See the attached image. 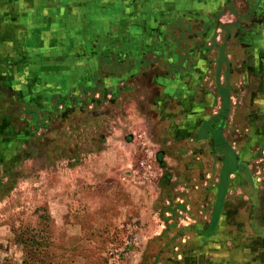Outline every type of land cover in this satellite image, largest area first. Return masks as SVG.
<instances>
[{
	"label": "rangeland",
	"instance_id": "374dc122",
	"mask_svg": "<svg viewBox=\"0 0 264 264\" xmlns=\"http://www.w3.org/2000/svg\"><path fill=\"white\" fill-rule=\"evenodd\" d=\"M259 237L264 0H0V264H254Z\"/></svg>",
	"mask_w": 264,
	"mask_h": 264
},
{
	"label": "crops",
	"instance_id": "0c3cea01",
	"mask_svg": "<svg viewBox=\"0 0 264 264\" xmlns=\"http://www.w3.org/2000/svg\"><path fill=\"white\" fill-rule=\"evenodd\" d=\"M153 83H156V82H153ZM159 83H160V81L158 82V84ZM159 85L161 86L162 83L159 84ZM162 87H163L162 88L163 98L160 99L159 97L158 98L156 97L157 102L155 104H153V103L150 104V107L153 108V111L154 110L155 111H161L162 112V116L160 117L159 114H156V115L152 114L148 118V125H149V127L152 126V128L153 127L154 128L162 127L164 132H162L160 134L161 136H164L165 131L166 132L170 131L172 139H173L171 143H173V145H174L173 149H175L172 152L177 154V104H175V110H174L175 114H174V116H172L171 114H168L169 112H171V110H169V108H170L169 106H172V103H170V100L177 101V95L175 96L174 99L173 98L169 99V97H168L170 95L169 91L165 88L164 85H162ZM168 100H169V102H168ZM135 119H137V118H135ZM102 120L103 119H100L99 121H95L94 122L95 126H98V124H100L102 122ZM129 121L130 122H132V121L136 122V120H134V118H131V120H129ZM150 130H151V128H150ZM176 198H177V196H176ZM238 214H239L238 211H235V212H232V213H227L226 212V206H225V208H224V218H225V225H226V228L228 230H230V231L237 230L238 228L241 227V225L243 223H246L245 221H243V219ZM204 229H207V228H204ZM257 240H259V242H258V246L259 247L257 248V250L253 249L255 254H256L255 258L257 260L254 264H264V237H262V238L259 237ZM196 244H197L196 247L200 246V245H198L197 241H196ZM193 252H194V250H193ZM177 264H180V262L177 263Z\"/></svg>",
	"mask_w": 264,
	"mask_h": 264
},
{
	"label": "trees",
	"instance_id": "16d2710c",
	"mask_svg": "<svg viewBox=\"0 0 264 264\" xmlns=\"http://www.w3.org/2000/svg\"><path fill=\"white\" fill-rule=\"evenodd\" d=\"M221 146L223 148H225L228 151V156H234L232 150L229 148V146L227 145V143L222 139ZM236 167L234 165V163L231 161V159H225V162L223 164V168H222V187H221V194L222 191L225 189V185L227 184V177L233 173L235 171ZM221 200V198L219 197V201Z\"/></svg>",
	"mask_w": 264,
	"mask_h": 264
}]
</instances>
